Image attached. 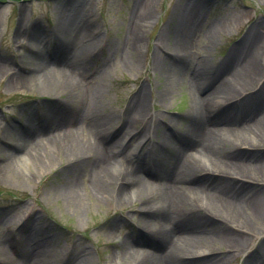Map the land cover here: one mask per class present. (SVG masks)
Here are the masks:
<instances>
[{"label":"rangeland","instance_id":"rangeland-1","mask_svg":"<svg viewBox=\"0 0 264 264\" xmlns=\"http://www.w3.org/2000/svg\"><path fill=\"white\" fill-rule=\"evenodd\" d=\"M192 13H196L193 17L197 24L185 42L194 59L189 65L186 60L181 63L182 58L174 49L182 22ZM136 20L140 27L138 34L134 29ZM79 22L85 28L71 30ZM63 27L70 29L65 32V43H61ZM217 29L219 36L214 34ZM250 30H258L256 45L244 41ZM261 43H264V0H0V64L11 70L0 74V264H135L125 242L132 241L134 245L140 237L149 244L142 249L156 254L168 251L161 239L154 238L151 232L154 225L149 230L139 223L141 205L137 194L117 201L111 188L96 183L91 157H70L49 147L50 155H43L42 160L28 161L24 169L14 166L9 171L7 165L10 161L15 165L22 151H8L10 141L2 136V128L24 132L32 122L41 134L38 140L45 143L47 111L52 110L50 115L59 123L71 115L74 117L80 108L82 116L76 125L87 136L99 132L98 141L111 147V153L106 152L109 159L126 155L133 164L141 159L140 174L154 171V187L169 186V179L176 172L170 164L172 154L157 144L163 132L179 144L180 133L191 123L186 113L194 109L196 90L191 82L194 67L208 63L205 67L213 77L224 62L234 68L246 56L261 60L256 82L236 92L232 99L217 98L214 107L219 114L205 119V126H239L258 113L264 126ZM87 47L88 54L82 49ZM40 54L49 57V62L62 64V70L81 84L74 97L45 95L39 89L42 83L37 77L31 84H16L19 76L34 75L33 59ZM75 56L79 65L66 63V58L72 60ZM163 60L176 64L179 70L175 66L172 74L166 67L162 70ZM98 74L103 82L96 78ZM218 82L214 80L213 85L204 88L202 97ZM142 91L143 113L127 128L128 117L133 113L131 106ZM248 94L252 98L241 109L240 101ZM230 100L236 107L226 110L222 104ZM106 114L113 118L109 124L111 131L123 129L109 144L101 140L96 125L98 116ZM224 118L231 121H221ZM230 131L238 138H232ZM221 133L225 134L219 145L223 155L246 165L255 164L262 172L243 173V179L196 172L194 179L217 195L231 191L229 197L246 219L250 208L260 201L264 203V141H242L243 132L238 127ZM126 144L143 147L144 156L132 149L127 152ZM199 167L212 166L203 161ZM120 169L113 163L108 171L118 175ZM77 191L83 194L80 201L74 198ZM187 207L184 217L196 215L197 220L192 222L206 224L198 233L204 240L203 247L189 252L209 251L186 257L179 263L216 264L219 258V264H259L257 255L264 249V210L249 225L225 214L213 212L214 217L202 209ZM178 216L177 212L173 217V220L177 217V223L181 219ZM186 225L181 220L178 235L195 232L194 224Z\"/></svg>","mask_w":264,"mask_h":264},{"label":"bare ground","instance_id":"bare-ground-1","mask_svg":"<svg viewBox=\"0 0 264 264\" xmlns=\"http://www.w3.org/2000/svg\"><path fill=\"white\" fill-rule=\"evenodd\" d=\"M195 14L196 13L188 14V16L184 18L182 29L176 39L174 49L176 53L180 54V58H182L181 63L186 60L189 65H192L194 59H192V56L189 54V49L185 42L191 32L195 30V24H197L194 19L196 17H193ZM77 24L78 26L71 30L77 31V28L79 27L83 29L85 28V25H82V23L79 22ZM137 24L138 20H136V23L134 24V29L138 34L140 27L138 28ZM63 28L60 29L61 36L64 35L62 37L64 40H61V43H65L66 33L70 32L69 28ZM219 33V30L214 32L217 36H219ZM257 33L258 30H250L244 41H246L247 44L254 43L253 45H256L258 42ZM261 44H263V49L259 50L264 51V43ZM259 45H257L256 48H258ZM65 47L66 46L64 45L63 48L66 50ZM82 49L86 54L89 53L88 47ZM77 58L78 57L75 56V58L71 60L68 57L66 58V61H68L66 63L71 66H77L79 65ZM33 60L36 61V65L32 71L34 75L29 77L17 76V85L25 86L31 84L37 77L42 83L39 89L44 92L45 95H54V93H57L58 95L59 93L71 98L77 94V90H79L81 84L74 80L71 73L62 70V64H58L59 62H49L50 58L43 54H40ZM260 61L261 60L258 61V59H255L252 56H246L244 60L236 63L234 68L233 64L224 62L220 66V72L217 73L216 71V74L213 77L208 74L206 68L208 63L206 62L205 64L202 63V67L196 66L192 69L191 82L196 90V93L194 94V109L191 112L186 113V117L190 119L191 123L185 132L180 133L179 144L171 140L170 136L164 132L161 142L159 144L155 143L161 145L162 150L164 149L166 152L172 154L170 164L174 167L173 170L176 169V172H174V175L169 179V186L155 188L152 181V176L155 174L154 171L145 170L143 174H140V171L143 169V167H141V165H143L141 159H139L137 164H133V161H131L126 155L121 156V158L116 156L113 160L109 159L108 156H106V152L111 153V147L109 145H107L108 147L102 145L100 141H98L100 138L98 136L99 132L92 133L91 130H89L91 133L89 132L90 135L87 136L81 131V127L76 125V121L82 116L80 108H78L76 114L74 113V117L71 115L69 119L60 121L59 123H55V116L52 114L50 115L52 110L47 111L49 115L45 116V118H47L45 124H47L46 131L48 132H44L47 137L45 143L38 140V137L41 134L38 133L39 131L32 122L29 123L28 129L24 132L17 131V128H2V136L10 141L8 142V151H22L15 165L14 163H11V161L9 162L7 165L8 170L11 171L14 166L23 168L28 161L33 163L36 160H42L41 158L43 155H50L48 150L49 147H52L53 149L55 148L56 151L61 150V152L63 151L70 157H80L81 155L91 157L96 183H100V185L108 189L111 188L109 190L112 191V195L117 201L121 200L122 202L132 194H137L139 199L138 202L141 205L139 223L143 224L144 229H146L145 227L149 229V227L154 225V229L151 230L154 238L161 239L164 245L168 247L167 253L156 254L142 249L143 246L149 244L147 240L141 237L140 239H137L134 244L137 246H134L132 241L129 242L127 240L125 242V248L135 264H181L179 262L183 258L206 254L209 250L193 253L189 252L191 249H201V247H203L202 243L204 240L202 239V235H199L198 233L201 230L200 227H204L206 224L192 222L194 219L197 220L196 215H191L192 217H184L187 215L184 211L186 206L197 208L195 210L202 209L203 211H206L208 215L214 217L215 215H213V212H218L223 215L225 214L237 221L242 220V222L248 223L249 225L255 223L257 221V214L264 210V203L263 201H260L257 206L250 208V212L248 213L250 216L244 219L242 213L238 210L237 205L228 195L232 193L231 191H222L221 195H217L213 189L206 185H199L196 182L197 179H194V173L196 172H203L208 175L209 173L220 176L228 175L229 177H238L242 179L244 178L243 173L259 175L260 172H262L259 166L251 163L250 165H246L244 162L232 160L228 158L226 154L223 155V152H220L221 149H219V145L223 143L222 135H225L221 132L225 130L229 132L230 129H234L235 127H238L239 130L243 132V136H240V138L244 142L254 141L255 139H257V141H264V126L261 113L255 114L254 117H252L253 115L250 116L248 123L239 126L227 125L222 128L220 126H205L207 125L205 119H209L214 114H219L218 110L214 107L217 98L220 99L225 97L232 99L236 92L256 82L260 77ZM161 66L162 70L163 67H166V71L171 74L173 73V67L175 66L177 68L176 64H170L165 60H163ZM177 70L179 69L177 68ZM10 71L11 70L6 64H0V74L8 73ZM96 78L103 82L101 74H98ZM214 80H219L218 84L212 86L210 93H207L202 97L204 92L203 89L213 85L212 81ZM198 89H202L200 93L197 91ZM166 91V89L162 91L163 98H165L164 94ZM144 96L145 92L142 91L131 106L133 113L128 117L126 123L127 128L132 125L131 123L133 121L136 122L140 119V115L144 110ZM251 98L252 95L248 94L244 99H241V109L245 108L246 103L249 102ZM232 107H236L235 103L227 106L226 110ZM223 111L220 114H223ZM112 119V116L109 114H106L104 117L98 116L97 118L96 125L101 132V140L104 141L105 144H109L110 139L118 137L119 134L123 132V129L117 131H111L109 129V124L112 122ZM221 121L229 122L231 120L224 118ZM12 133H14L15 136L13 138H11ZM230 135H233L232 138H238V135L236 134L231 133ZM154 139L158 138L156 137ZM104 147L109 149L107 150ZM127 148V152H130L132 149L135 152H139V155H141L140 157L144 156L143 150H141L143 147L138 149L139 145L134 148ZM128 156H130V154H128ZM46 159H49V157ZM1 161L2 160L0 159V162ZM112 161L113 163H117L118 167L121 168L119 172L120 174L117 173L118 175H115L108 171V168L113 164ZM203 161L212 167L210 169L199 167V164ZM82 197L83 194L78 191L77 193L75 192V200L80 201ZM190 211L191 210H187V212ZM177 212L179 214L178 219L181 218L178 223L176 222L177 217L173 220L174 214ZM181 220L184 222V226L188 224L186 225L187 227L190 224H194L195 226H193V230L195 232L186 235H178L177 227H179ZM257 257H260L259 264H264V249L260 250ZM220 261L221 259L218 258L215 263L219 264Z\"/></svg>","mask_w":264,"mask_h":264}]
</instances>
